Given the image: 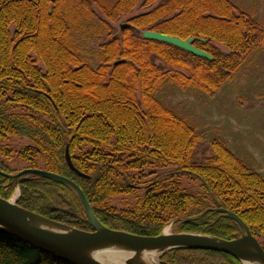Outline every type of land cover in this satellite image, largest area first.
I'll use <instances>...</instances> for the list:
<instances>
[{
  "label": "trees",
  "instance_id": "obj_1",
  "mask_svg": "<svg viewBox=\"0 0 264 264\" xmlns=\"http://www.w3.org/2000/svg\"><path fill=\"white\" fill-rule=\"evenodd\" d=\"M140 1L0 0V198L10 200L17 188L4 175L39 169L75 183L111 230L159 237L175 221L177 234L232 241L245 231L220 212L226 210L264 248V175L222 140L199 162L203 136L161 98L169 87L215 97L264 48V21L232 0H163L115 33L113 24ZM145 31L194 39L212 59L146 40ZM97 42L94 67L85 45ZM15 138L28 143L14 151ZM67 148L77 172L66 162ZM19 188L21 208L93 232L72 187L31 176ZM159 263L242 264L185 249L164 252ZM0 264L68 263L0 233Z\"/></svg>",
  "mask_w": 264,
  "mask_h": 264
},
{
  "label": "water",
  "instance_id": "obj_2",
  "mask_svg": "<svg viewBox=\"0 0 264 264\" xmlns=\"http://www.w3.org/2000/svg\"><path fill=\"white\" fill-rule=\"evenodd\" d=\"M128 27H130L129 24L121 25V30ZM142 36L146 40L173 45L197 57L212 59L211 55L193 45L194 39L182 40L153 31H145ZM66 162L70 169L77 172L72 163L69 148L66 150ZM4 176L14 181L16 185L31 176H40L70 186L78 193L93 232L77 230L23 209L17 205L18 199L9 201L0 198L1 234L15 237L68 264H101L91 255L107 247H115L121 252L128 251L132 254L126 264H147L144 260L145 254L155 251L163 253L174 249L213 251L230 255L240 260L242 264H245V261H259L264 264V248L251 234L247 225L229 211L220 210L227 217L238 222L245 231L242 237L232 241L198 234L166 235L165 232L159 237H141L105 227L96 217L83 191L75 183L59 175L39 169H27L16 175ZM36 218L55 223L62 230L55 231L31 224L30 222Z\"/></svg>",
  "mask_w": 264,
  "mask_h": 264
},
{
  "label": "rangeland",
  "instance_id": "obj_3",
  "mask_svg": "<svg viewBox=\"0 0 264 264\" xmlns=\"http://www.w3.org/2000/svg\"><path fill=\"white\" fill-rule=\"evenodd\" d=\"M158 0L153 7L141 8L144 0L128 16L113 24L115 33H119L121 25L127 24L128 19L147 13L161 4ZM239 8L253 14L260 21H264V0H232ZM101 17L103 15L94 6ZM224 54L230 51L222 44L213 43ZM98 42L88 43L85 50L94 67L99 65L96 60ZM162 100L170 104L181 116L187 118L204 139V144L198 147L196 159L206 162L211 155V144L222 140L226 146L244 163L264 175V48L254 52L215 97H209L198 90L182 91L176 87L164 89ZM11 147L18 150L27 140L12 139ZM14 168L21 169L22 163H12ZM18 189L9 200H15ZM170 228L175 233L172 224H168L164 232ZM128 253L125 251L124 253ZM153 253V252H152ZM161 253L156 251L154 264H160Z\"/></svg>",
  "mask_w": 264,
  "mask_h": 264
},
{
  "label": "bare ground",
  "instance_id": "obj_4",
  "mask_svg": "<svg viewBox=\"0 0 264 264\" xmlns=\"http://www.w3.org/2000/svg\"><path fill=\"white\" fill-rule=\"evenodd\" d=\"M17 196L18 193L16 195V198ZM30 223L33 225H37L39 227L48 228L50 230H55V231L62 230V228L59 227V225L41 218H36L34 221H31ZM165 233L166 235L171 234L170 228H168L165 231ZM91 256L101 264H126L127 261L132 257V254L127 252L126 253L121 252V250L115 247L113 248L107 247L93 252ZM155 256H156V251L153 253L145 254L144 256L145 263L154 264L155 262L154 260L156 258ZM245 264H261V263L259 261H245Z\"/></svg>",
  "mask_w": 264,
  "mask_h": 264
}]
</instances>
